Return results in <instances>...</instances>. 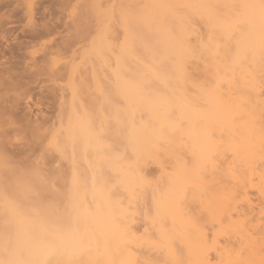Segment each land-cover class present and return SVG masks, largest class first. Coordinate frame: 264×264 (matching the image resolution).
<instances>
[{"label": "bare ground", "instance_id": "obj_1", "mask_svg": "<svg viewBox=\"0 0 264 264\" xmlns=\"http://www.w3.org/2000/svg\"><path fill=\"white\" fill-rule=\"evenodd\" d=\"M122 1L117 9L126 33L116 54L104 35L88 51L97 60L91 66L94 100L121 96L128 103L122 197L114 200L101 176L92 178L96 189L89 202L71 191L54 210V202L35 196L30 213L23 214L29 219L21 214V221L0 227V264L12 247L14 264H264V251L258 252L264 242L249 244L243 234L238 237L246 241L232 233L240 240L234 245L196 239L194 142L201 123L193 108L194 100H243L250 68L259 72L257 81L264 78V0ZM199 13L208 20L205 36L192 26ZM110 55L115 68L109 67ZM193 61L199 62L197 76ZM256 88L261 92L262 83ZM87 89L82 76L73 81L70 100H82ZM97 146L100 161L104 148L101 141ZM149 160L159 170L156 177L142 171ZM91 171L86 159L83 174L90 177ZM242 199L239 211L260 217L246 193ZM136 219L141 230L134 229Z\"/></svg>", "mask_w": 264, "mask_h": 264}, {"label": "rangeland", "instance_id": "obj_2", "mask_svg": "<svg viewBox=\"0 0 264 264\" xmlns=\"http://www.w3.org/2000/svg\"><path fill=\"white\" fill-rule=\"evenodd\" d=\"M122 2L0 0L2 229L21 221V214L22 220L29 219L23 214L30 213L35 196L54 202V210L69 201L71 191L75 198L92 201L89 197L96 189L92 182L98 176L103 177L101 183L112 191L114 200L121 199V173L129 161L128 103L121 96L94 100L91 66L97 60L88 51L104 35L116 54L126 33L117 9ZM191 22L196 35H206L207 18L199 13ZM138 26L132 23V30L138 31ZM190 65L195 66L197 76L199 62ZM115 66L110 55L109 67ZM251 69L253 76L244 71L243 100L193 102L196 120L201 123L194 142L195 236L209 245L216 241L219 245L234 241V245L245 239L249 244L264 242V78L257 81L259 72ZM120 71L127 77L124 68ZM81 76L88 86L86 94H81L82 100H70L71 84ZM261 83L260 92L256 87ZM100 141L104 149L97 161ZM86 159L92 167L90 177L83 174ZM142 171L149 177L159 172L152 160ZM78 180L80 185L74 183ZM244 193L260 217L239 211L244 206ZM142 228V221L136 219L134 229ZM14 252L13 247L6 250L5 264H14ZM211 255L213 258V251Z\"/></svg>", "mask_w": 264, "mask_h": 264}]
</instances>
